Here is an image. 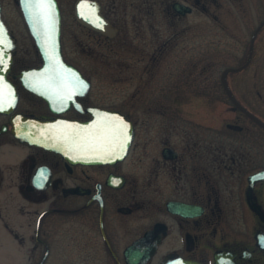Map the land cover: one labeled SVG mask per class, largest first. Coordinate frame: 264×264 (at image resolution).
<instances>
[{
  "label": "flooded vegetation",
  "instance_id": "1",
  "mask_svg": "<svg viewBox=\"0 0 264 264\" xmlns=\"http://www.w3.org/2000/svg\"><path fill=\"white\" fill-rule=\"evenodd\" d=\"M162 1H171L175 14L193 12L174 9L175 2L189 4L186 0ZM57 2L63 55L71 62L64 54L63 4ZM0 4L16 44L8 78L19 93L14 109L0 112V264H264V179L251 180L264 169L256 163L262 156L254 149V143H261L259 135L226 141L230 148H225L214 123L209 131L200 116L187 123L186 107H178L181 111L171 106L174 96L185 97L182 86L171 91L166 84L132 110L100 103L92 95L94 81L84 71L90 90L63 96L52 106L29 89L21 75L44 62L21 0ZM111 25L117 29L113 38L83 26L112 40L118 28ZM20 34L34 46L33 61L17 58ZM145 50L152 62L165 51ZM152 64L146 59L147 67L152 69ZM140 94L136 92V98ZM91 106L126 116L133 132L126 153L122 129L117 139L106 140L114 147L96 149L109 155L95 160L74 153L64 156L17 136L25 116L87 121L93 117ZM241 113L264 131L261 123ZM232 124L239 126L231 128L235 132L245 128ZM10 148L15 155L11 161L6 157Z\"/></svg>",
  "mask_w": 264,
  "mask_h": 264
},
{
  "label": "rangeland",
  "instance_id": "2",
  "mask_svg": "<svg viewBox=\"0 0 264 264\" xmlns=\"http://www.w3.org/2000/svg\"><path fill=\"white\" fill-rule=\"evenodd\" d=\"M101 1L118 28L112 40L78 23L73 14L74 0H62L64 54L93 79L94 100L132 110L139 101H149L151 92L164 90L166 84L171 91L182 86L185 97L170 100L176 109L186 107L183 115L187 123L200 116L208 131L214 123L225 148H230L226 141L251 140L252 133L259 135L255 137L261 143H254V149L257 154L261 150L262 156L256 163L264 166V131L234 107L221 80L226 67L245 62L253 32L264 19V1L186 0L194 9L184 16L174 13L171 1ZM20 35L17 58L33 61L34 46L28 45L25 34ZM155 47L165 51L152 62V54L145 49ZM146 59L153 63L152 69L145 65ZM227 79L238 100L264 118V27L251 64L230 73ZM136 92L141 93L139 98ZM197 108H201L200 113ZM228 122L245 128L235 132L227 127ZM6 157L10 161L15 158L11 148L6 150Z\"/></svg>",
  "mask_w": 264,
  "mask_h": 264
},
{
  "label": "water",
  "instance_id": "3",
  "mask_svg": "<svg viewBox=\"0 0 264 264\" xmlns=\"http://www.w3.org/2000/svg\"><path fill=\"white\" fill-rule=\"evenodd\" d=\"M37 0H21V7L29 23L30 30L44 58V64L39 68L26 69L21 72L24 84L37 92L49 96L52 88L47 91L40 89L44 83H63L69 86L71 98L79 93H85L89 89V81L73 65L65 62L62 54L61 31L62 18L57 0H50L52 5L50 17L46 19L35 5ZM174 8L186 13L192 11V7L183 3L175 2ZM77 19L107 36H114L116 29L110 26L109 20L100 12V4L96 0H77L75 3ZM264 25V20L256 28L251 39L248 59L238 67H228L222 73V81L230 98L243 112L257 120L264 126V122L250 112L233 95L226 76L230 71H240L248 66L254 52V42ZM16 47L12 35L1 16L0 4V112H11L18 101L19 93L16 86L8 78V73L13 63V50ZM55 92V90H54ZM66 93L67 92H61ZM94 117L88 121H73L65 119H53L44 121L38 118L26 119L25 126L20 129L21 139L31 143H40L55 149L68 156L74 153L76 156L91 158L93 160L108 156L109 153L96 151L97 148L114 147V143L106 140L117 139V131L122 129V149L124 153L129 149L133 139V132H129V121L119 111L90 107ZM120 123L122 125L120 126ZM28 124H30L28 126ZM230 127L238 128V125L229 124ZM120 138V137H119ZM264 179V169L251 175V180Z\"/></svg>",
  "mask_w": 264,
  "mask_h": 264
},
{
  "label": "snow or ice",
  "instance_id": "4",
  "mask_svg": "<svg viewBox=\"0 0 264 264\" xmlns=\"http://www.w3.org/2000/svg\"><path fill=\"white\" fill-rule=\"evenodd\" d=\"M35 6L41 10V12L43 13L46 19L50 17V9L52 7L50 0H37V3ZM0 98H2V94H0ZM41 175H43V173H41Z\"/></svg>",
  "mask_w": 264,
  "mask_h": 264
}]
</instances>
